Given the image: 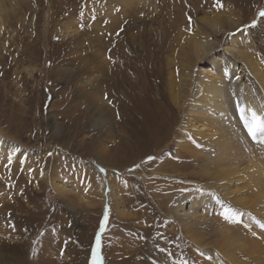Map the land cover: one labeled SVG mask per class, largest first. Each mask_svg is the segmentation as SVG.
<instances>
[{
	"label": "rangeland",
	"instance_id": "1",
	"mask_svg": "<svg viewBox=\"0 0 264 264\" xmlns=\"http://www.w3.org/2000/svg\"><path fill=\"white\" fill-rule=\"evenodd\" d=\"M261 12L264 0H0V264H92L98 234V264H264V200L205 177L214 163L180 125L215 56L264 118ZM248 135L264 159V135ZM226 223L260 247L227 240Z\"/></svg>",
	"mask_w": 264,
	"mask_h": 264
},
{
	"label": "bare ground",
	"instance_id": "2",
	"mask_svg": "<svg viewBox=\"0 0 264 264\" xmlns=\"http://www.w3.org/2000/svg\"><path fill=\"white\" fill-rule=\"evenodd\" d=\"M222 24L224 25L226 22L222 20ZM179 35L178 38L180 37ZM188 41L189 49H187L194 53L195 59L197 60L203 58L211 48L190 36H188ZM189 51L188 53H190ZM188 53L185 52L186 55ZM233 53L241 56L240 51L234 50ZM209 58L211 59L207 65L210 68H208L205 73H200L199 76L195 78L196 81L194 85H191L192 87L189 85L191 87L190 105L188 106V110L187 108L185 109V117L183 121L181 120L180 125L181 127L185 126L188 128L191 134H193L192 138L190 137L191 139H189L190 143L198 140L197 145L201 144L206 151L205 157L209 159L210 162L214 163L215 172L202 173L205 177L211 180H217L218 182L222 179L229 180L234 177L237 179L240 178L248 188L250 187L252 189H250V191L248 190L249 193L252 194L256 192L258 197H261L260 200H264L262 199L264 198V159L256 156L255 147L249 140L250 136L246 131L247 128L244 130L241 123H238L240 122L237 121L238 118L234 119L229 113V109H231L232 105L234 106V101H231L230 96H227L228 87L225 82L229 79L233 83L232 88L239 89L242 95L240 97L241 108L245 110L244 114L246 116L249 115L248 109L256 113V103L252 101L251 90L248 87V89L244 87L235 67V62H233L232 66H229L230 64L228 65L225 62L222 63L221 59L216 56L208 57L207 62ZM168 86L171 87L173 85ZM260 101L263 100L261 99ZM176 103L178 104L177 99ZM153 122L154 121L151 122V127H153L152 131H156L155 127L157 128V125H155V123L153 124ZM180 137L182 138L184 136L180 133ZM183 142L184 143L180 145V148L183 149L181 151L191 155L200 154L197 153L198 150L193 148L192 145H189L187 141ZM209 160L207 162H209ZM227 188L228 186L222 185L223 190ZM224 191L228 192L227 190ZM193 192L196 193V190ZM236 199L240 203L239 205L251 203L249 197L239 196ZM193 217L200 218L198 215H193ZM221 226L222 229L220 230L225 232V238L232 241L233 244L237 243L239 246L245 245L249 248L255 247V249L260 247L257 241L249 237V232H243L239 226H228L227 223L226 225L221 224ZM239 230H241L242 233ZM226 239L222 240V243H224Z\"/></svg>",
	"mask_w": 264,
	"mask_h": 264
},
{
	"label": "snow or ice",
	"instance_id": "3",
	"mask_svg": "<svg viewBox=\"0 0 264 264\" xmlns=\"http://www.w3.org/2000/svg\"><path fill=\"white\" fill-rule=\"evenodd\" d=\"M260 15L264 16V12H261ZM247 111L249 113L248 116L244 114L245 110L243 108L240 109L241 119L244 121L249 134L252 136H255L257 133L264 135V118H261L260 116H258L251 109H248ZM106 220H107V213H105L104 221L101 222V228L104 227V223L106 222ZM98 236H97L96 247L93 248L92 264H98L100 260Z\"/></svg>",
	"mask_w": 264,
	"mask_h": 264
}]
</instances>
